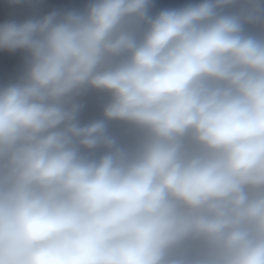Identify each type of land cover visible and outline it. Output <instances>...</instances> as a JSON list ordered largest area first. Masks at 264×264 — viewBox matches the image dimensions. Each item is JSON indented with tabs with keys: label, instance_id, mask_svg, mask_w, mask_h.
I'll return each instance as SVG.
<instances>
[{
	"label": "clouds",
	"instance_id": "clouds-1",
	"mask_svg": "<svg viewBox=\"0 0 264 264\" xmlns=\"http://www.w3.org/2000/svg\"><path fill=\"white\" fill-rule=\"evenodd\" d=\"M0 264H264V0H0Z\"/></svg>",
	"mask_w": 264,
	"mask_h": 264
}]
</instances>
